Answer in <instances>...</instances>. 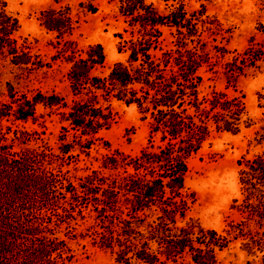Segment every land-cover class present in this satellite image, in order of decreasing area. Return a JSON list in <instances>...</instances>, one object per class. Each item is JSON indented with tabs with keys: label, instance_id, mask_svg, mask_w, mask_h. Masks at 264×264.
Wrapping results in <instances>:
<instances>
[{
	"label": "rangeland",
	"instance_id": "374dc122",
	"mask_svg": "<svg viewBox=\"0 0 264 264\" xmlns=\"http://www.w3.org/2000/svg\"><path fill=\"white\" fill-rule=\"evenodd\" d=\"M135 43L140 54L149 47L145 54L159 62L154 82L181 83L185 69L191 74L189 91L168 114L189 117L199 138L184 159L182 188L164 193L185 201L179 210L186 228L201 231L204 240L209 232L221 239L201 247L202 264H264V0H0V104H33L32 116L11 127L40 130L56 142L67 104L82 96L71 91L70 76L86 75L96 85L111 68H136L145 57L130 60ZM127 89L135 93L120 99L109 92L100 101L110 122L97 154L119 159L113 170H97L106 188L111 181L103 179L131 173L128 158L149 155L145 143L155 114L130 103L142 102L139 85ZM152 135L160 143L166 139ZM124 189L117 209L131 215ZM108 203L103 199L91 209L108 213ZM142 205L135 215L160 212L157 199ZM92 247L77 250L85 257L77 264H116L110 250ZM190 251L175 258L160 254L149 264H196Z\"/></svg>",
	"mask_w": 264,
	"mask_h": 264
},
{
	"label": "trees",
	"instance_id": "16d2710c",
	"mask_svg": "<svg viewBox=\"0 0 264 264\" xmlns=\"http://www.w3.org/2000/svg\"><path fill=\"white\" fill-rule=\"evenodd\" d=\"M138 45H131L130 60L134 62L135 57L144 54L148 61L136 60V68H111L96 85L88 84L86 75L70 76L71 91L82 96L67 104L62 113L63 126L54 143L48 142L40 130L22 125L11 127L32 116V103L0 104V264H77L85 259L78 257L77 250L93 248V244L97 250H110V260L116 264H149L160 254L168 258L181 256L187 248L192 249L191 260L202 264L201 247L207 241L215 247L221 240L212 232L204 240L201 231L186 228L179 210L185 208V201L164 193L182 188L184 159L199 138L192 132L189 117L168 114L180 103L179 97L189 91L190 71L185 69L179 75L181 83L174 78L165 83L154 82L160 78H154V74L162 72L159 62L145 54L149 47L140 54ZM96 56L98 61L94 64L100 60V55ZM132 85L142 88L143 99H138V105L136 99L130 103L155 114L149 120L150 136L145 143L149 155L128 158L126 164H132L131 173L123 179L117 173L103 179L111 181L106 188L105 183H98L102 173L97 170H113L119 159L108 160L97 154L102 131L110 122L109 115L102 113L105 107H100V101L109 92L120 99L134 94V89L130 93L127 89ZM109 100L105 102L107 109ZM156 132L162 134V139L166 137L165 141L157 142L152 135ZM93 163L97 164L96 171H87ZM143 164L149 171L143 175L135 173ZM121 182L126 183L120 185ZM123 187L129 193V198L123 200L132 208L131 215L117 209L122 206ZM164 194L168 198L163 202L160 199ZM103 199L109 200L112 207L108 213L91 209L101 205ZM155 199L161 204L160 212L135 215L136 208ZM73 205H83L84 210Z\"/></svg>",
	"mask_w": 264,
	"mask_h": 264
}]
</instances>
